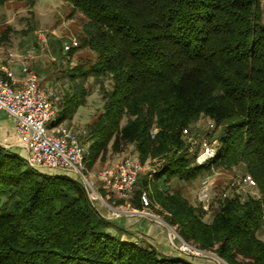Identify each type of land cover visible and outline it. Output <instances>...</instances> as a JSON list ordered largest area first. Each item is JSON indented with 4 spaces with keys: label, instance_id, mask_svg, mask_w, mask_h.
Here are the masks:
<instances>
[{
    "label": "trees",
    "instance_id": "1",
    "mask_svg": "<svg viewBox=\"0 0 264 264\" xmlns=\"http://www.w3.org/2000/svg\"><path fill=\"white\" fill-rule=\"evenodd\" d=\"M65 1L83 19L68 52L87 47L95 58L68 70L80 81L60 95L59 121L85 101L90 76L109 79L87 125L90 153L134 146L143 163L157 161L165 186L150 194L184 239L231 264H264V0ZM202 118L217 154L199 164L193 127ZM235 167L255 178L257 194L217 184L206 208L182 188ZM56 170L0 142V264H191L117 225L78 175ZM149 186L144 177L133 206Z\"/></svg>",
    "mask_w": 264,
    "mask_h": 264
},
{
    "label": "rangeland",
    "instance_id": "2",
    "mask_svg": "<svg viewBox=\"0 0 264 264\" xmlns=\"http://www.w3.org/2000/svg\"><path fill=\"white\" fill-rule=\"evenodd\" d=\"M81 16L82 14L73 10L72 6L65 0H7L5 3L0 4V64H5L6 56L11 50L17 52L31 50L34 54L32 68L39 74L44 86L55 89L62 96L68 90H75L74 84L79 82L80 79H72L68 75V70L87 59L95 58V53L87 47L78 48L73 54H70L65 49V42L73 39L80 40L79 33L83 24ZM9 81L11 82L10 79ZM102 84L110 86V80L105 77L96 78L90 76L85 85L87 88L85 101H81L79 105L70 104L67 116L63 122L74 126L80 132L83 129H87V125L93 119L94 114L103 109ZM57 108L58 111L63 109L59 103ZM125 122L126 118L123 120V123ZM209 126L210 122L206 118H202L193 127V137L195 139H204L206 137V129H210ZM85 135L82 134L81 136L89 147L91 140H87ZM0 140L9 144L2 138L1 134ZM9 146L11 147V145ZM13 147L20 152L22 151L19 147ZM99 148V145L94 146L86 161L87 175L101 195V197L93 198L95 204L102 209L106 216L117 220L123 219V222H121H126L127 224L125 225L128 227H135L137 224L143 225V223L154 224L160 228L164 226L178 239L174 232V230L178 232L177 226L170 224L166 220V212L163 207L151 196V194H155L156 187L165 186L163 178L157 179L154 175L157 161L150 159L143 163L141 177L136 188L130 195L121 197L112 192L108 193L99 178V172L105 167L116 164L124 155L134 154V146L127 145L123 150H115L112 147V142H110L107 146ZM42 168L50 172L57 171L50 167ZM210 173H213L215 178L214 189L217 184H221L222 187L227 186L228 191L232 188L230 186L231 180L239 179L244 175L242 167H235L232 170L215 168ZM205 175H198L194 183L187 184L186 188L182 187L193 203L200 201L198 188L201 179ZM144 177H148L150 180L149 188L143 190V193L146 192L149 196L150 204L135 207L132 201L135 199L136 193L142 188ZM174 183L175 180L172 179L166 185H173ZM235 189L242 192L244 196L248 193H258L257 188L250 189L247 186ZM121 203L124 204L120 205ZM204 218L211 220L212 215L206 213ZM209 255L214 256L223 264H231L215 251L209 252Z\"/></svg>",
    "mask_w": 264,
    "mask_h": 264
},
{
    "label": "built area",
    "instance_id": "3",
    "mask_svg": "<svg viewBox=\"0 0 264 264\" xmlns=\"http://www.w3.org/2000/svg\"><path fill=\"white\" fill-rule=\"evenodd\" d=\"M77 44L78 39H73L65 42L64 46L69 50L71 46ZM33 57L31 50L8 52L5 64L1 65L3 74H0V111L5 110L14 118L16 137L19 144L28 150L25 157L30 166L72 172L83 180L92 199L101 197L87 175L86 161L90 149L81 136L86 134L87 130L83 129L80 132L72 125L58 122L57 104L60 95L55 89L42 84L39 74L31 66ZM16 62L20 64V75L14 68ZM184 133L188 134L189 130L185 128ZM0 142L9 146L1 140ZM216 154L217 148L214 143L204 138L196 161L204 164ZM143 166L138 155L129 153L120 158L116 164L102 169L99 178L108 193L127 196L134 191ZM214 180L213 174H207L201 179L198 188V198L206 208L209 207L212 197ZM256 185L255 178L249 173L239 179H232L230 183L234 188L247 186L252 189ZM227 193L228 191H225L224 195L226 196ZM142 202L144 206L150 204L146 192L142 194ZM174 232L178 237V247L182 253L207 255L211 252L187 241L176 230Z\"/></svg>",
    "mask_w": 264,
    "mask_h": 264
},
{
    "label": "crops",
    "instance_id": "4",
    "mask_svg": "<svg viewBox=\"0 0 264 264\" xmlns=\"http://www.w3.org/2000/svg\"><path fill=\"white\" fill-rule=\"evenodd\" d=\"M32 66V63H31ZM14 68L17 74H21L20 64L16 62ZM0 74H3V70L0 64ZM63 122V120L61 121ZM64 123V122H63ZM0 134L3 139L9 142L8 145L16 146L22 149L24 155L27 154L28 150L26 147L19 144L15 133V121L14 118L9 115L5 110L0 111ZM11 142V143H10ZM13 142V143H12ZM98 178V177H97ZM124 203H121L122 205ZM123 219H114V222L120 227L133 233L135 236L140 237L146 243L153 245L159 251L168 255H178L184 257L191 264H223L220 260L216 259L212 255H187L182 253L178 247V239L175 238L173 233H170L168 228L161 226V228L154 224H137L135 227H128L126 222L122 223ZM213 252V251H212Z\"/></svg>",
    "mask_w": 264,
    "mask_h": 264
}]
</instances>
